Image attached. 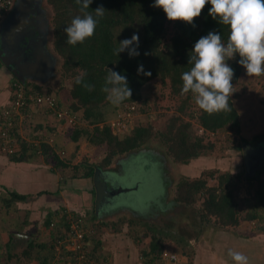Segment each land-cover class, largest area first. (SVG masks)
<instances>
[{
    "label": "rangeland",
    "instance_id": "1",
    "mask_svg": "<svg viewBox=\"0 0 264 264\" xmlns=\"http://www.w3.org/2000/svg\"><path fill=\"white\" fill-rule=\"evenodd\" d=\"M41 4L44 7V17H48L47 25L45 24L49 28L47 46L55 61L50 74L53 77L46 85L41 86V89L42 92L53 93L59 97L62 103L61 106L67 107L70 102L69 90L73 77L69 73L64 72L61 67V58L52 49L53 23L51 17L54 10L46 0H41ZM170 33L171 28L168 26L166 37ZM154 81H149L141 88L143 96L149 99V109L144 112L133 110L129 115L125 116L122 124L112 126L115 134H121L137 124L142 125L150 122L152 126L151 135H153L149 137L146 147L137 148L129 153L117 154L112 157L108 165L102 170L100 169L103 175L119 176L112 179L113 187L132 186L130 188L132 191H121L117 194L116 200H112L115 205L113 207L109 206V203L112 202L106 199L101 202L98 211L108 217L104 216L102 218L100 214L97 215L95 221L91 218V215L96 211L95 199L93 202L84 203L87 201L84 196L85 192L77 190L78 200L74 204L77 210H69L72 215L81 214V212L85 214L81 215L83 220H85L84 252L87 260L83 261L82 264H143L140 250L149 242L150 233H154L161 238L164 248L162 257L159 260L155 259L153 261L154 264H234V261L228 256L229 249L240 251L247 255L249 264H264V230H258L256 221L242 220L238 225H220L214 216H210V219L201 223L196 213L200 206V201L184 204L175 200L174 194L175 184L182 177L191 179L208 169L255 175L259 164L252 167V162L250 161L248 172H246L243 164L242 146L239 149L232 146L242 137L244 140L241 142L244 145L248 142L251 145L253 142L257 145L260 143L264 153V137L255 138L254 136L264 131V76L249 77L243 68L237 83L234 85V93L236 95H234L232 100L239 114L240 133L238 134L228 130H219L216 133H209L203 130L198 123L199 107L196 103H191V100L187 103L189 105L183 110V113L178 112L176 110V106L179 104L178 99L169 96V87ZM114 107L115 105L110 101L105 103L103 109H105L107 116L111 115ZM49 113L52 114L51 112ZM73 113L77 117L74 125L76 128L86 125L80 119V111ZM125 113L124 109H120L114 117L109 118L105 123L110 125V121L116 118L118 114L122 116ZM174 115H179L184 121L188 120L193 134L202 135L205 142H214L213 149L190 159L186 163L172 159L167 154L168 147L162 142L158 132L165 130L167 121ZM52 116L54 115L52 114ZM54 120H57V127L60 128V130L57 128V154L62 160L68 161L69 164L66 169L57 166V170L61 173V180L64 175L70 176L69 174L72 173H77V179H83L84 177H80L83 167L86 168L87 164L98 162L106 152V146L104 144L93 145L83 135L79 136L77 141H71L66 137L74 126L63 122L55 116ZM102 125L103 123L99 124V126ZM17 127L22 128L25 126L21 124ZM89 128H91L90 125ZM12 136L17 143V149L14 152H18L21 142L25 143V141L21 136V139H18L16 134ZM46 140L44 138V141ZM25 144L28 145V143ZM36 146L39 147L38 145ZM0 152L5 154L2 149H0ZM37 152H40V148L36 149L35 154ZM263 153L259 152V155ZM73 165L78 166L74 168L72 167ZM261 177H264V173L261 174ZM207 181L208 184H215V179L212 177H208ZM241 182L245 185L246 180L243 179ZM81 184H83V181ZM254 186L255 182L253 183ZM3 193L5 191H1L0 195ZM238 195L240 197L248 195L245 186L239 190ZM0 209V225H9V228H11L12 215L14 221L17 222L23 218L25 213L23 209L18 210V212H12L11 208L7 210L2 203H0ZM100 218L104 220V224L100 221ZM44 219L45 215H32V220L39 222V225L40 223L44 225ZM86 220L91 221L88 227L90 231L87 230ZM129 220H132L134 225L130 226L128 224ZM60 227L66 231L63 225ZM41 229H39L38 234H31L29 233L30 231L23 232L26 240L16 246L15 250H17L18 257L24 256L22 250L28 248L29 238L39 242H49L50 239L54 240L56 234L59 233L51 225L44 230ZM145 231L148 234L142 238L141 236ZM11 232L13 231L0 232V243H2L0 244V264H8L10 262L6 258L9 248L6 247L5 242L6 236ZM116 234L126 241L132 240L129 247L131 252L129 254L131 258L129 262L128 257L125 259L122 256L124 245L114 246L119 242L112 241L115 239L113 236ZM135 235L139 238L141 237V239H134L133 236ZM180 238L182 240H176ZM97 242L99 244H96ZM1 245L3 246L1 247ZM66 245L67 238H65L64 246L62 243L57 242L56 246H54V253L52 256L47 257L46 264H75L73 252ZM91 249L92 253H94L92 256L89 254ZM42 251L43 254L50 255L46 250L43 249ZM116 251L118 252L117 255L115 254ZM25 257L23 260L21 259L20 263L11 261L10 264H27Z\"/></svg>",
    "mask_w": 264,
    "mask_h": 264
},
{
    "label": "trees",
    "instance_id": "2",
    "mask_svg": "<svg viewBox=\"0 0 264 264\" xmlns=\"http://www.w3.org/2000/svg\"><path fill=\"white\" fill-rule=\"evenodd\" d=\"M46 2L54 10L51 17L53 23L52 49L61 58V67L64 72L73 77L69 90L70 102L66 108L72 112L80 111V119L87 125L79 128L74 126L67 137L72 141H77L79 136L83 135L93 145L104 144L106 146V152L102 158L96 163L87 164L86 168L83 167L80 177H92L96 169L102 170L117 154L129 153L137 148L146 147L149 137L153 135H151L150 122L142 125L137 124L121 134H113L109 124L105 123L106 120L114 117L118 110L126 111L129 103L135 104L134 111H147L149 99L144 97L141 92L144 84L155 80L163 86L169 87V96L178 99L179 104L176 106V110L180 113H183V110L189 105L188 102L191 100V103L195 102L191 92L181 94L183 84L181 74L192 67L191 64H188L191 49L195 42L201 36L207 35L209 31L219 32L225 42L229 33L228 26L220 24L218 20H214L208 14L210 3L205 5L199 17L194 18V27L193 24L183 21L168 20L162 8L152 7L154 0H92L89 8L85 11L94 17V9L101 5L105 8L103 16L97 18L99 22L95 34L83 43L69 45L66 43L67 37L64 28L71 23L75 16L84 14L81 11V5L77 4L76 0H46ZM168 26L171 28V33L166 37ZM133 34L139 36L138 51L140 55L130 57L127 49L117 55L116 50L120 47L119 42L125 38L130 39ZM238 59L237 54L236 59L228 61L230 66L235 69L233 86L237 83L243 70V67L237 63ZM140 64H143L145 71L151 72V76L137 73ZM109 68L125 75L128 85L132 89L131 99L123 101L118 106L115 105L110 117L103 109L105 103L109 102L107 93L103 91ZM78 77L82 78L80 83L76 82ZM25 85L42 92L39 85L31 83H25ZM84 85H92L93 88L89 91ZM234 95L236 94L233 93L229 99L230 111L209 115L199 108L198 123L203 130L209 133H216L219 130L240 133L239 114L232 100ZM56 98L61 105L60 98L57 96ZM100 123L103 125L99 126ZM15 127L13 135L16 134ZM158 135L168 147L167 154L172 159L183 163L212 150L214 147V142H205L202 135L193 134L188 120L184 121L179 115L170 117L165 130L158 132ZM254 136L255 138L264 137V131ZM242 140L244 139L241 137L232 147L239 149L244 145ZM25 143L21 142L18 152L5 151V154L11 160L20 161L26 159L32 152L35 153L39 148L36 145H26ZM245 144H249V142ZM258 144L260 145V143ZM41 148L45 152L47 149L51 150L56 166L63 167V169L69 167L68 161L62 160L52 148L44 143ZM260 161L255 175L208 169L191 179L182 177L175 184V200L184 204L200 201L196 213L201 223L210 219V216H214L220 225H238L242 220H254L258 230L263 231L264 177H261V174L264 173V153ZM77 166L73 165L72 167L77 168ZM76 174L72 173L71 177H78ZM208 177L214 178L215 184H208ZM243 179L246 180L245 185L241 182ZM254 182L255 186L253 187ZM243 186L246 187L248 195L240 197L239 190ZM25 198V195L5 190V193L0 195V203L9 209L14 208L15 201L25 200ZM52 213L54 212H49L45 216L44 224L53 226L56 232L58 230L59 233L55 236L56 240L50 239L49 242L31 240L27 245L28 248L22 250L23 255L33 257L38 264H46L47 257L54 253L56 243L60 242L64 246L67 237L68 224L65 220L67 210L60 208L58 214L51 216ZM128 224L134 225L132 220H129ZM61 225L65 227L66 231L61 229ZM147 234L145 231L141 237L143 238ZM141 237L133 236L134 239H141ZM176 240L180 241L182 238ZM43 249L50 255L43 254ZM163 251L161 238L150 233L149 242L140 250L142 263L154 264L155 259L159 260L162 257ZM89 254L94 255L92 249Z\"/></svg>",
    "mask_w": 264,
    "mask_h": 264
},
{
    "label": "clouds",
    "instance_id": "3",
    "mask_svg": "<svg viewBox=\"0 0 264 264\" xmlns=\"http://www.w3.org/2000/svg\"><path fill=\"white\" fill-rule=\"evenodd\" d=\"M81 5L82 16L77 15L64 28L66 43H83L95 34L98 17H102L105 8L101 5L95 11V17L86 12L92 0H76ZM211 4L208 14L222 25L228 26L229 33L225 42L219 32L209 31L194 44L188 64L192 67L181 74L183 82L181 94L191 92L196 105L209 115L230 111L229 99L234 91L232 83L235 69L228 61L236 59L249 77L264 76V0H154L152 7L162 8L170 21H183L194 25V18L201 15L206 4ZM116 54L128 50L130 57L139 56V36L121 40ZM147 55V53H145ZM138 74L151 76L143 64ZM77 78V83L81 82ZM89 91L92 85H84ZM111 86V87H109ZM103 91L113 105H120L131 99L132 89L125 75L109 68ZM228 256L234 264H249L247 255L233 249Z\"/></svg>",
    "mask_w": 264,
    "mask_h": 264
},
{
    "label": "crops",
    "instance_id": "4",
    "mask_svg": "<svg viewBox=\"0 0 264 264\" xmlns=\"http://www.w3.org/2000/svg\"><path fill=\"white\" fill-rule=\"evenodd\" d=\"M25 8V6H20L19 11L16 16L23 17L22 10ZM30 10L29 5L26 7ZM40 8V10H39ZM38 10L41 13L42 18L45 20V24L47 25V18L44 12L43 5L39 4ZM28 10V11H29ZM37 10V8H36ZM10 12H8L9 14ZM7 14V15H8ZM2 17L0 19V22H3L7 17ZM46 18V19H45ZM17 21V19H16ZM22 21V18H21ZM5 26V24H4ZM9 27L5 28V34L6 36L9 34ZM35 33V32H34ZM30 37V36H29ZM34 37H30L31 47L35 46V39ZM49 40V34L48 39ZM47 49L49 50L48 46ZM32 50V48H31ZM34 50L36 51L35 47ZM50 51V50H49ZM29 73V70L26 71ZM51 73H47L46 79H40L35 78L31 75H26L24 82L25 83H31L41 86H44L47 84V82L51 79L50 76ZM17 79L15 75L2 63L0 65V109L2 106H4L11 96V82ZM21 124H24L25 127L18 128L17 126H20ZM17 123L15 133L18 139L23 138L25 142L28 143V145H38L40 148V152H37L36 154L32 152V154L28 155L26 159H22L20 161H14L11 160L8 155L3 154L0 152V192L9 190V191H15L19 194L25 195V200H17L14 203V208H11L10 210L12 212H18V210L23 209L25 210L24 216L20 221L15 222L13 215L11 216V228H9V225L2 226L0 225V232H5L6 230H12L10 234H8L6 237V247L9 248L8 252L6 253L7 261H16L17 263H20L21 259H24V256H26L27 264H38L37 260L33 257H28L24 254V256L18 257L16 246H19L22 244L26 238L24 237V233L26 231H30L29 233H37L39 232V229L44 230L48 226L45 224L39 225V222L32 220V215L38 216L40 215H47L49 212H54L51 214H58V211L60 208H68L69 210H77L75 207V202L78 200V193L77 190H80V192H85L84 196L87 198V201L84 203H90L93 202L95 199V191H94V184H93V177H84L76 178L70 176H65L61 180V173L57 170V166L55 164V160L52 159L51 150L47 149L45 152L42 147V142L49 146V148H52V150L57 154V128L60 130L59 127H57V120H54V116L49 113L47 110H43L40 107H33L29 111V117L26 118L25 121ZM61 127V125H60ZM48 131V132H47ZM65 135V134H64ZM21 136V137H20ZM28 136V137H27ZM44 138L47 140L44 141ZM69 138V137H66ZM70 139V138H69ZM71 140V139H70ZM72 141V140H71ZM61 144V143H60ZM38 148V149H39ZM61 180V181H60ZM83 181V184H81ZM89 181V183H88ZM81 184V185H79ZM1 210V209H0ZM8 210V209H7ZM81 214H83L81 212ZM103 218L105 215L102 212L94 211V214L91 215V218L93 221H95V218L97 219V215H100ZM54 215V216H55ZM85 215V214H83ZM105 217H108L107 215ZM1 218V217H0ZM100 218V221L104 224V220ZM14 221V222H13ZM87 221V230L89 227V223L91 221ZM2 222V221H1ZM85 225V220H84ZM106 225V224H105ZM33 228L31 229V227ZM111 226V225H110ZM37 229H36V228ZM31 229V230H30ZM86 229V228H85ZM24 232V233H23ZM105 234V233H104ZM108 234H110L108 232ZM112 235V234H111ZM115 239L112 241L118 242L114 246L119 245L123 246V257L127 259L128 262L131 259L130 258V243L132 242L131 239L126 241L119 235L113 236ZM28 241L27 245L31 239ZM131 240V241H130ZM21 241V242H20ZM134 242V241H133ZM2 244V243H0ZM3 245H1L2 247ZM115 254L117 255L118 252L116 251ZM33 256L35 254H32ZM114 256V254H113ZM133 258V257H132ZM11 259V260H10ZM35 260V262H34Z\"/></svg>",
    "mask_w": 264,
    "mask_h": 264
},
{
    "label": "built area",
    "instance_id": "5",
    "mask_svg": "<svg viewBox=\"0 0 264 264\" xmlns=\"http://www.w3.org/2000/svg\"><path fill=\"white\" fill-rule=\"evenodd\" d=\"M15 0H0V19L9 12ZM1 65V61H0ZM40 107L51 112L56 118L74 126L76 124V115L66 107L59 105L56 96L49 92H39L24 82L14 79L11 82V96L8 102L0 109V149L6 152H14L17 149V143L13 138V129L17 123L25 121L29 117V111L33 107ZM134 103L127 104L126 113L110 121V129L113 134L112 126L122 124L125 116L129 115L135 109ZM67 220V245L73 252L75 264H82L86 261L84 252L85 228L84 220L81 214L72 215L69 211L65 215Z\"/></svg>",
    "mask_w": 264,
    "mask_h": 264
},
{
    "label": "water",
    "instance_id": "6",
    "mask_svg": "<svg viewBox=\"0 0 264 264\" xmlns=\"http://www.w3.org/2000/svg\"><path fill=\"white\" fill-rule=\"evenodd\" d=\"M40 2L41 0H37L36 8L38 13H40ZM26 7L27 6H25V8ZM29 7L30 10H28L30 11V14H32L34 6L29 5ZM19 8L20 6L16 4L4 20L5 26H9V34L7 35V40L9 39L11 42L17 43V46L7 48L6 41L3 38L0 39V61L21 82H24L26 75H31L35 78L38 77L40 79H46L47 73H51L55 64L51 52L47 49L49 28L48 26L45 28L44 34L40 38L41 41L39 42L38 47L35 48V51L34 47H31V44L33 43H31L29 39L30 37L27 32L24 31L22 27L23 25L19 27V30L17 29L18 25L16 21V14L20 12ZM33 39H35L36 41V38ZM21 42L23 43V46L20 45ZM27 70H29V73L26 72ZM253 152L254 147L252 145H242L243 164L246 172H248V165L249 162L252 160ZM260 159L261 157L259 158V165L261 163ZM92 177L95 191L94 204L96 212L98 211L101 202H103L105 199L110 200V198H114V196L116 198V195L119 194L121 191H132V189H130L132 186L123 188L113 187L112 179L118 178L119 176L115 177L113 175L111 177L106 176V174L103 175L100 169H96Z\"/></svg>",
    "mask_w": 264,
    "mask_h": 264
},
{
    "label": "flooded vegetation",
    "instance_id": "7",
    "mask_svg": "<svg viewBox=\"0 0 264 264\" xmlns=\"http://www.w3.org/2000/svg\"><path fill=\"white\" fill-rule=\"evenodd\" d=\"M16 4L19 6H22V5L23 6H28V5L34 6L32 14H30V11H28L27 8H24L21 12L23 17L20 16V20L18 19L19 17L16 16V18H17V25H18L17 29L19 30V27L23 25L22 27L24 31H26L30 37L36 38L34 47L37 48L39 45V42L41 41L40 38L44 34V31L46 28L44 19L42 18L41 14L38 13L36 10L37 0H15L10 11L12 10L13 7H15ZM21 18H22V21H21ZM8 27L9 26H4L3 22H0V39L3 38L6 41L7 48H10V47L12 48V47L17 46V43H13L9 39L7 40V36L5 34V28H8ZM22 44L23 43L21 42L20 45L23 46ZM247 145H250V144H247ZM252 146L254 147V152L252 153L253 156H252L251 162H252V167H254L258 165L259 158L262 156V154L259 155V152L263 153V150L261 149V146L257 145L256 143L252 144ZM112 200L113 201L116 200L115 197L110 198V200L108 199L109 202H112ZM109 206L113 207L115 205L112 202V203H109Z\"/></svg>",
    "mask_w": 264,
    "mask_h": 264
}]
</instances>
